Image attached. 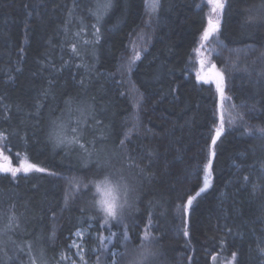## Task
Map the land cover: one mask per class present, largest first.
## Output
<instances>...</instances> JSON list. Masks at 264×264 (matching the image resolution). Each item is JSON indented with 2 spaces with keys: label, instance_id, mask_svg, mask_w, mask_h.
Segmentation results:
<instances>
[{
  "label": "trees",
  "instance_id": "1",
  "mask_svg": "<svg viewBox=\"0 0 264 264\" xmlns=\"http://www.w3.org/2000/svg\"><path fill=\"white\" fill-rule=\"evenodd\" d=\"M144 2L0 0L3 145L44 170L0 175V264H62L83 228L115 233L116 264H264V0H225L231 123L186 210L216 123V90L194 76L206 9ZM105 199L124 208L102 226Z\"/></svg>",
  "mask_w": 264,
  "mask_h": 264
},
{
  "label": "rangeland",
  "instance_id": "2",
  "mask_svg": "<svg viewBox=\"0 0 264 264\" xmlns=\"http://www.w3.org/2000/svg\"><path fill=\"white\" fill-rule=\"evenodd\" d=\"M153 2L154 0H145L144 3L146 6V11H145L146 15H149L151 12L153 13L155 11L151 7ZM158 2L159 0H155L156 5H158ZM223 3L225 5V0H223ZM199 5L201 6L203 5L206 9L207 22L210 16L214 21L217 20L216 14L211 11L212 5L208 3V0H200ZM223 9L219 13V17H218L219 23H220ZM197 49H199V53L197 52ZM233 53H236V52L230 51L222 46V44L219 42V39L217 37V32H215L211 37H209L207 41H202L200 37L197 47L195 48L193 52V60L196 64L195 73H194L196 80L199 83L212 84L217 94V107L215 111L216 123L212 130V138L215 136L217 128L221 126V121H223V131L221 132V135L226 129V125H229L231 123L230 121L231 98L229 94L227 93V90L224 85V81H223V87H224L223 97L221 98L220 94L217 92L215 81L213 79V73L220 72V69L216 66L214 60L215 58L218 59L220 57L233 54ZM200 60L204 61L203 65L199 63ZM213 65H215L214 69H213ZM198 77H206L207 80L198 79ZM262 134L264 135V130ZM215 145L212 144V139H211V145L208 150L206 165H209V162L212 161V158H213L212 153H214L215 151ZM0 148L3 149L4 156L8 157V160H4L3 158H0V165L1 164L8 165L10 163L12 167H20L22 161L27 163V161L21 156H14V157L9 156L7 152L5 151L3 141H0ZM34 171L35 170L29 171L27 173L34 172ZM209 172H210V167H209ZM27 173L21 171L17 173V175L27 174ZM0 175L12 176L10 173H4V172H0ZM204 177H205V167L203 169V178H202L203 186H204ZM210 182H211V173L208 176L209 185H210ZM77 232L81 233L82 235L77 236L76 235ZM103 234H104V231L102 235H100L99 237L97 233L90 232V229L88 228H83V229H79L75 231L72 234L69 240V243L67 245L68 251L66 252V255L62 258V264H113V261L114 260L116 261V259L114 258L115 256H113V253H115L116 255V251L112 250V248L108 246V244H111L112 242L113 233L110 234V229H108L104 236ZM99 239H100V242H99ZM101 242H105L103 243L105 247L102 248V249H105V251H103L102 253H99L100 255L99 254L97 255V252H98L97 247L99 243ZM223 264H226V263H223Z\"/></svg>",
  "mask_w": 264,
  "mask_h": 264
},
{
  "label": "snow or ice",
  "instance_id": "3",
  "mask_svg": "<svg viewBox=\"0 0 264 264\" xmlns=\"http://www.w3.org/2000/svg\"><path fill=\"white\" fill-rule=\"evenodd\" d=\"M208 3L212 5L211 11L216 14L217 20L214 21L211 18V16L209 17L208 22H207V27H205V29L202 33V36H201L202 41H207L209 39V37H211L215 32H217L219 30L218 17H219L220 11L224 8L223 0H208ZM156 6L157 5H156L155 0H154L151 7L153 8V10H155ZM108 7H110V3H105L101 6V8L104 11H106ZM102 14H103V11L98 12V19ZM197 52L199 53V49H197ZM139 59H140V53L136 52V54L133 56L132 60L130 61V65L134 64L135 61L139 60ZM199 63L201 65H203L204 61L200 60ZM214 68H215V65H213V69ZM198 79L207 80L206 77H198ZM213 79L215 81L217 92L220 94V96L222 98L224 95V87H223L224 76L220 72H214L213 73ZM73 131L75 132L76 129L74 128ZM222 131H223V121H221V126L219 128H217L215 136L212 138V144L213 145L216 144V141L220 137ZM5 139H6V137L3 135V133H0V141H3ZM55 142L57 145H68V144H72L74 141L68 139L67 136H62V135L58 134L55 137ZM81 147H83V145H81ZM212 155H215V153H212ZM0 158H3L4 160H8V157L4 156V151L2 148H0ZM25 160H26V158H25ZM210 164H211V161L209 162V165L205 166L204 186L199 188V190L196 192L195 196H189L188 197L187 203L184 205L185 210L189 206H191L193 201L197 197H199L200 194L203 193L208 188V186H209L208 176L210 175V172H209ZM33 170L44 171L43 169L36 167V165H34L32 163H30V162L26 163L24 161L21 162L20 167H12L10 165V163L8 165H0V172L10 173L13 177H16L17 173H19L21 171L27 173V172L33 171ZM245 179H247V178H245ZM96 188H97V191H100L99 185H96ZM95 203L98 206V210H100L104 213V219H103V225L102 226L108 225L109 219L117 220L119 215H120L121 210L124 208V204H117L114 199H112V200L105 199V200L97 201ZM125 204H127V201H125ZM184 234L187 235V232H185ZM76 235L81 236L82 234L77 232ZM113 235H115V233H113ZM149 235L150 234L146 232L144 239L147 240ZM125 239H127V233L126 232H125ZM113 256H115V253H113ZM234 257H235V254H234ZM113 264H116L115 260L113 261Z\"/></svg>",
  "mask_w": 264,
  "mask_h": 264
},
{
  "label": "clouds",
  "instance_id": "4",
  "mask_svg": "<svg viewBox=\"0 0 264 264\" xmlns=\"http://www.w3.org/2000/svg\"><path fill=\"white\" fill-rule=\"evenodd\" d=\"M100 184L106 185L108 188H111L113 191V195L115 196L116 194V185L114 184L113 181H111L108 177H105L102 181L99 182ZM118 204V203H117Z\"/></svg>",
  "mask_w": 264,
  "mask_h": 264
},
{
  "label": "water",
  "instance_id": "5",
  "mask_svg": "<svg viewBox=\"0 0 264 264\" xmlns=\"http://www.w3.org/2000/svg\"><path fill=\"white\" fill-rule=\"evenodd\" d=\"M1 165H5V164H1Z\"/></svg>",
  "mask_w": 264,
  "mask_h": 264
}]
</instances>
